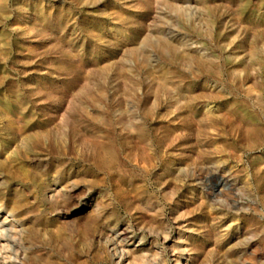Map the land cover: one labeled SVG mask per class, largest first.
Instances as JSON below:
<instances>
[{
    "label": "rangeland",
    "instance_id": "obj_1",
    "mask_svg": "<svg viewBox=\"0 0 264 264\" xmlns=\"http://www.w3.org/2000/svg\"><path fill=\"white\" fill-rule=\"evenodd\" d=\"M0 228V264H264V0H0Z\"/></svg>",
    "mask_w": 264,
    "mask_h": 264
},
{
    "label": "bare ground",
    "instance_id": "obj_2",
    "mask_svg": "<svg viewBox=\"0 0 264 264\" xmlns=\"http://www.w3.org/2000/svg\"><path fill=\"white\" fill-rule=\"evenodd\" d=\"M253 50H254V48H253ZM256 50V49H255ZM255 50L254 51H252L251 53H252V56L251 57H253L254 58V52H255ZM184 53H186V51L184 52ZM183 54V53H182ZM181 53H180V56L182 55ZM255 63H257L256 62V58H255ZM253 64V63H252ZM167 80V79H166ZM163 81V80H162ZM163 83H164V81H163ZM166 83V82H165ZM160 87H159V90H167V89H169V87L166 85V84H162L161 83V85H159ZM168 91V90H167ZM171 91V90H170ZM174 93V92H173ZM193 94V93H192ZM191 94V96H193ZM190 96V95H189ZM188 103H187V105H188V107L190 106V107H196V100H195V98H192V99H190L189 101H187ZM186 103V102H185ZM208 104V103H207ZM208 106V105H207ZM187 107V106H186ZM210 109V108H209ZM190 110V109H189ZM193 110V109H192ZM194 111V110H193ZM197 111V110H196ZM195 111V112H196ZM210 113V112H209ZM131 122V121H130ZM129 122V123H130ZM132 124V123H131ZM130 125V124H129ZM127 126V125H126ZM142 126V125H141ZM253 126V125H252ZM145 127V126H144ZM250 127V126H249ZM254 127V126H253ZM146 130V129H145ZM254 130V129H253ZM252 130V131H253ZM138 139H140V149H142V152H144L145 154H146V157H148V155H150V148L149 147H151L148 143H146V139L148 138V136H147V132H145L144 131V129L142 128V127H139L138 128ZM149 138H153V137H149ZM155 142H156V140H155ZM157 143L159 144V142L157 141ZM150 144L152 145V146H156L155 144H154V142L153 141H151L150 142ZM161 145H159V147H161V148H163L164 147V144L163 143H160ZM149 145V146H148ZM108 148H110V147H108ZM164 148H166V147H164ZM150 149V150H149ZM162 150V149H161ZM155 152V150L153 151V153ZM151 156H153V154L151 155ZM106 157H108V156H106ZM105 157V158H106ZM153 158V157H152ZM99 159V162H102L103 163V157L101 158H98ZM154 159V158H153ZM110 160V161H109ZM109 160H107V161H109L110 163H111V165H114L115 164V161H114V158L112 157V158H110ZM147 160V159H146ZM136 162V161H135ZM148 162V161H147ZM150 162V161H149ZM151 163V162H150ZM147 164V163H146ZM204 169V168H203ZM204 171V170H203ZM206 171V170H205ZM208 171V170H207ZM177 173V172H176ZM206 174H208V172L206 173ZM211 176V175H210ZM9 217V216H8ZM11 220V219H10ZM2 226V225H1ZM16 227V226H15ZM14 229V228H13ZM11 230V229H10ZM4 229L3 228H0V233H1V235H0V238L2 239V240H5L6 239V237H5V234H4ZM123 231V230H122ZM123 234H125V233H123ZM122 234V235H123ZM127 235V234H126ZM121 236V235H120ZM182 238V237H181ZM122 240H123V238H121ZM133 239V238H132ZM130 240V239H129ZM130 244H131V242H130ZM122 250V249H121ZM138 250V249H137ZM124 251V250H123ZM125 253V252H124ZM179 255V254H178ZM121 256H124L125 258L127 257V252L125 253V254H121ZM156 256V255H155ZM235 256V255H234ZM184 257V256H183ZM237 257V256H236ZM121 258V257H120ZM123 258V257H122ZM119 261V260H118ZM116 264H117V262H116Z\"/></svg>",
    "mask_w": 264,
    "mask_h": 264
}]
</instances>
